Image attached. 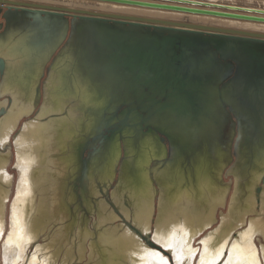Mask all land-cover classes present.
<instances>
[{
    "label": "bare ground",
    "instance_id": "1",
    "mask_svg": "<svg viewBox=\"0 0 264 264\" xmlns=\"http://www.w3.org/2000/svg\"><path fill=\"white\" fill-rule=\"evenodd\" d=\"M24 1L172 20L189 18L193 22L203 24L264 30L262 24L259 26L260 24L253 25L232 20L233 22L225 25L219 21H202L205 20L202 17L207 16L148 11L103 2L91 4L86 2L79 6V3L75 5L76 2H74L72 5V2L69 4L64 2L65 0H61L63 2L60 0L59 2L58 0ZM175 16L180 18H174ZM193 16L197 17L192 18ZM199 17L201 21L196 20ZM0 54L6 61L9 60L3 53ZM49 63L50 61L44 69V76H40L39 71L34 74L29 70L18 71L16 67L20 69L21 66L16 61H8L4 75L0 72V97L11 96V99L5 98L0 101V264H57L59 262L68 264L70 261L83 264L86 259H91L89 264H96L97 261L102 264L105 262L113 264L115 258L119 259L116 264H264V145L253 136L254 131L249 130L251 122L239 108L237 110L233 105L230 109L226 108L230 110V113L222 114L219 120L220 130L210 125L209 128L212 130L198 134L197 142L201 147L206 148H196L197 153L190 154L196 157L197 163L194 166L181 161L188 162L187 158L181 159L180 155L172 156L167 144L168 150H162L161 145L155 140L154 143L151 142V148L150 146L141 147L144 152H148L147 155L151 156L147 163L146 155L136 157L132 154V149L129 150V148L134 144L126 139L125 142H121V145L113 142L112 148L109 147L106 153L108 156L105 158L112 160V163L109 162L111 168L109 173H105L104 167H107L104 166V157L94 160L97 154L95 150L89 152L86 158L82 153L86 149L93 150L94 135L105 126V122L102 123V121L107 120L106 114L98 109L97 101L94 102L89 98L90 92L82 87L79 81L66 80V69L55 70V66V69L49 71L47 76ZM20 82L23 83L22 87L16 84ZM16 87L20 89L17 90ZM68 87H77L81 91L72 95L69 101L65 91ZM35 93H37L36 100L33 99ZM58 96H62L59 101H52ZM54 102L55 107L52 105ZM91 104L93 107L86 109L93 111L92 123L88 124L91 120L90 115L80 108L83 105L82 108L85 110V105ZM34 111L36 115L32 117ZM53 112L58 114L56 117L59 118L64 114L69 116L72 112H77L74 124L79 131L77 136L80 134L83 136L77 142V147L81 148L79 151L82 152L80 158L83 165L81 164L82 167L68 179L69 182L75 181L74 186H69L75 201L71 196L72 201L67 202V205L71 207V210L75 207V213L81 210L85 212L90 232L93 234L92 229H95L99 237H103L106 241V250L104 248L106 252L98 249L95 245L97 243L92 241L91 234H80L78 218L72 222L68 218L67 210L60 211L62 215L53 217V212L49 208L45 221L42 218H33L34 211L30 207V200L33 203L38 202L40 198L38 186L44 184V165L40 167V161L43 160L42 146L44 144L47 146L46 136L53 138L52 128L54 129L53 124L56 122L52 119ZM230 115L233 120L229 118ZM234 115L238 117L237 120ZM24 118L28 119L18 135L14 137L17 173L12 174L9 165L14 159V151L12 147L7 151V147L13 140L12 133ZM42 121L47 124V126L44 125V128H47L45 139L39 137L36 132L39 122ZM85 130H88L86 134H84ZM236 136H238L237 139ZM211 139L216 141L213 148V144H210ZM253 147L255 150L252 149ZM47 148L46 152L53 153L51 140ZM114 148L116 151H112ZM153 152H160V156L163 157H152ZM124 154L125 157L122 159ZM235 158L237 160L233 163ZM207 160L213 162L220 186L212 187L206 206L198 203L200 201L198 199L203 198L207 192L204 182L200 181L203 186L199 185L198 188L186 186H193L192 178L195 179L196 176L194 172H205L203 169L207 166ZM231 164L227 174H231L233 178L227 182L224 171ZM190 171L193 172L190 173ZM69 172L66 173V177ZM146 174L150 187H143L141 191L142 187L134 186L133 182L144 179ZM168 178L172 181L182 179V185H185V188L175 185L168 190L167 185L170 184ZM122 180L125 186H122ZM254 180L255 186H248ZM15 184L16 190L13 192ZM101 184L105 186H100ZM90 187L92 196H90L88 208H85L83 197L89 194ZM110 187H115L111 200L107 194ZM230 188L232 193L228 201ZM48 190L51 189L47 188ZM102 193H105V197L99 198V194L102 195ZM158 193L160 198L156 202ZM48 199L51 200V198ZM224 208L228 211L225 212ZM156 212L157 218L154 221ZM93 215L94 219L91 220ZM149 231L153 232L151 238L145 235ZM43 237V243L36 245ZM117 242H121V246ZM34 245L35 247H32ZM31 247L34 250L32 254Z\"/></svg>",
    "mask_w": 264,
    "mask_h": 264
},
{
    "label": "water",
    "instance_id": "2",
    "mask_svg": "<svg viewBox=\"0 0 264 264\" xmlns=\"http://www.w3.org/2000/svg\"><path fill=\"white\" fill-rule=\"evenodd\" d=\"M89 1L264 25V0ZM0 19V53L18 62V71L44 76L50 61L47 76L55 66L66 69V80L79 81L97 101L109 118L94 135L100 154L127 139L133 155L147 156L142 148L155 140L188 165L196 148H206L198 134L210 125L220 130L231 105L264 121V30L24 0H0ZM8 61L0 56L1 75Z\"/></svg>",
    "mask_w": 264,
    "mask_h": 264
},
{
    "label": "rangeland",
    "instance_id": "3",
    "mask_svg": "<svg viewBox=\"0 0 264 264\" xmlns=\"http://www.w3.org/2000/svg\"><path fill=\"white\" fill-rule=\"evenodd\" d=\"M61 1V0H60ZM64 1V0H63ZM63 1H61V2H63ZM69 1V2H68ZM58 2H59V0H58ZM64 2H66V3H69L70 4V2H72V5H78V3H79V6H80V4H81V6H82V4H84V3H86V2H88V3H95V1H82V0H65ZM74 2H76V3H74ZM82 2V3H81ZM74 3V4H73ZM64 4V3H63ZM107 4V3H106ZM59 5H61V3L59 4ZM92 5H94V4H92ZM92 8H94L93 6H92ZM134 8H139V7H134ZM139 9H144V8H139ZM144 10H148V11H159V10H150V9H144ZM162 12H166V11H162ZM168 12V11H167ZM130 14V13H129ZM159 14H162V13H159ZM162 17H165V16H162ZM197 16H193L192 18H196ZM174 18H180L179 16H175ZM201 17H199V19H196V20H200L201 21V19H200ZM202 18H205V20H202V21H204V22H207V21H209V22H220V23H222V24H225V25H227V24H229V23H231V22H233L232 20H229V19H219V18H211V17H202ZM208 19V20H207ZM210 19V20H209ZM212 20V21H211ZM243 22V21H242ZM247 23H250V24H253V25H259L258 23H252V22H247ZM245 25H248V24H245ZM259 26H261V24L259 25ZM248 29H250V28H248ZM251 29H255V28H251ZM258 29V28H257ZM65 91H66V94H67V97H68V101L70 100V98L72 97V95H74L75 93H77L78 91H80V89L79 88H77V87H73V88H69L68 87V89H65ZM76 95V94H75ZM62 98V96H58L57 97V99L56 100H52V101H59V99H61ZM20 101V100H19ZM52 105H54V107L56 106V103L54 102ZM83 107V105H81V110L82 111H84V112H86V113H88L89 115H90V118H91V120L88 122V124H90V123H92V118H93V111L92 110H90V109H88V110H86L87 108H91V107H93L92 106V104L91 105H85V110L82 108ZM36 110V109H35ZM75 114H76V116H75ZM33 115H36L35 113L33 114ZM32 116V115H31ZM30 118V117H29ZM57 118H59V117H55V118H52L53 120H55L56 122H54V124H53V127H54V129L52 128V130L54 131V132H52V135H53V138L51 139V137L50 136H46V140H47V146L49 147V145H50V140H51V144H52V149H54V150H52L53 151V153H48V152H46V151H48V148H47V146L44 144L42 147H43V149H42V152H43V156H42V158H43V160L42 161H40V167L41 166H43V168H44V179H43V186L41 185V187H40V185L38 186V188H39V194H40V198H39V200H38V202H36V203H33L32 202V200H30V207L32 208V210L34 211V215H33V218L34 219H39V218H42V220H44L45 221V219H47V216H48V210H49V208H50V210L53 212H51L52 213V216L54 217V215H55V217H57V216H59V215H62V212H63V210H67L66 212H67V214L69 215V217L68 218H70L71 220H72V222H74V220L76 221V219L78 218V220H79V222H80V227H79V229H80V234L81 235H85L86 233L89 235V234H91L92 236H91V238H92V241H94V243H97V244H95L97 247H98V249L100 248V250H103V251H105L106 250V248H105V246H107V243H106V241L103 239V237H99V233L95 230V229H92V231H93V234H92V232H90V230H89V227H88V218L86 217V214H85V212L84 211H80V212H76L75 213V207H74V209H72L71 210V207H69L68 205H67V202H71L72 200H71V196L73 195H71V193H70V189H69V186L70 185H68L69 183V178L71 177V175L74 173V172H77L78 171V169L81 167V161H80V159H79V157H80V153H79V150H78V147H77V142L83 137L82 136V134H80V135H78L77 136V134H79L78 132V129L76 128V125L74 124V120H76L77 119V112H75V113H73L72 112V114H70L69 116H66L65 114L63 115V116H61L59 119H57ZM26 119H28V118H24L22 121H21V123L20 124H18V127L15 129V133L13 132L12 134V141H11V144L7 147V151L8 150H10L11 149V147L13 148V151H14V159L10 162V165H9V169L11 170V172L10 173H12V174H16L17 173V158H16V151H15V140H14V137H15V135H18V133H19V131H20V129L23 127V125L25 124V122H26ZM51 119V120H52ZM71 119V120H70ZM59 123H58V122ZM249 122H251V124H249V130H253L254 131V133H253V136L258 140V141H260V143H263V145H264V130L262 129L261 131H259V132H257L256 131V129H257V127L259 126V124H261V125H264V121H262V122H259V121H253V120H248ZM38 124V123H37ZM44 125L45 126H47V124H46V122L45 121H42V122H39V124H38V128H37V130H36V132L38 133V135H39V137H43L44 139H45V133H46V130H47V128H44ZM51 127V126H50ZM50 127L48 128V130L50 131ZM99 127H100V125H99ZM254 128V129H253ZM76 129V130H75ZM18 131V132H17ZM78 131V132H77ZM88 132V130H85L84 131V134H86ZM17 133V134H16ZM42 135V136H40V134ZM32 134V133H31ZM70 140V141H69ZM41 144H42V141H41ZM70 145V146H69ZM64 147V148H63ZM159 147H160V145H159ZM255 147H253L252 149L253 150H255L254 149ZM112 151H116V148H114ZM157 152H153L151 155H153L152 157H155V156H158V155H160V154H158ZM52 155V156H51ZM111 155V154H110ZM250 155H251V153H250ZM106 156H108V154H105L104 156H103V154H100V153H98L97 152V154H96V156H95V158H94V160H96V159H98V160H100L101 159V157H104V166H106L107 168H105L104 167V172L105 173H109V171H110V163H112L111 161L112 160H106ZM52 157V158H51ZM151 156L150 155H147L146 156V162L148 163V161H149V158H150ZM159 157H163V156H159ZM12 158V157H11ZM54 158V159H53ZM53 159V160H52ZM16 160V161H15ZM105 162H108V163H106L105 164ZM110 162V163H109ZM197 163V160L195 159V160H193L192 162H191V166H194L195 164ZM51 165H53V166H51ZM89 165H90V167H91V163H89ZM56 166V167H55ZM58 166V167H57ZM190 166V167H191ZM52 168V169H51ZM230 168V167H229ZM229 168L227 167L226 169V171L224 172V178H225V181H227V182H230L231 180H232V178H233V176L231 175V174H227L228 173V170H229ZM53 170H54V172H53ZM63 170V171H62ZM203 170H205V172H202V173H198V172H194V174L196 175L195 176V179H193L192 178V182H193V186H186V187H195V188H198L199 187V185L200 186H206L205 188H207V192H206V194L204 195V197L203 198H199L198 199V203L199 204H201V205H206L207 206V204H208V202H209V199H207V197H208V195L209 194H211V193H209L211 190H212V187L213 186H220V183H219V181H218V174L216 173V168H214V164H213V162H211V161H209V160H207V166L203 169ZM67 171L69 172V174H68V176L66 177V173H67ZM55 172H57V174L55 173ZM193 171H190V173H192ZM53 174V175H52ZM199 175V176H198ZM207 175H209V176H207ZM41 176H42V174H41ZM147 174L144 176L145 178L143 179V178H141L138 182H133V185L134 186H141L142 187V189H141V191H143V187L144 188H149L150 186H148V184H150L149 182H147V180H148V178H147ZM182 174H181V178H182ZM63 177L65 178V179H67L66 180V182H65V179H63ZM198 177V178H197ZM57 179V180H56ZM211 179V180H210ZM17 180H18V178H17ZM58 180H59V182H58ZM42 181V180H41ZM204 182L203 183V185L202 184H200L201 182ZM211 181V182H210ZM52 182H53V184H52ZM168 182L170 183L169 185H167V186H169V188H168V190H171V186L172 187H175V185H178V186H176V187H181V188H185V185H182V182H183V180L182 179H180V178H178V180H176V181H172L171 180V178H168ZM210 182V183H209ZM213 182V183H212ZM122 186H125V183H124V181L122 180ZM116 184V183H115ZM255 184V180H254V182L252 183H250V184H248V186H255L254 185ZM73 185V184H72ZM146 185V186H145ZM51 186V187H50ZM53 186V187H52ZM100 186H105L104 184L102 185H100ZM183 186V187H182ZM133 187V186H132ZM47 188L48 189H51V190H48L47 191ZM115 188V187H114ZM113 187H110L109 188V192L107 193L108 194V198L111 200V198H112V191H113V189H114ZM158 188V187H157ZM16 190V184H15V186H14V189H13V192ZM64 190V191H63ZM149 190H151V189H149ZM167 190V189H166ZM203 190V189H202ZM182 191V190H181ZM69 192V193H68ZM47 193V194H46ZM50 193V194H49ZM68 193V194H67ZM231 193H232V188H230V192H229V196H228V200H229V198L231 197ZM105 193H102V195L101 194H99V198L101 197V198H104L105 197V195H104ZM51 195V196H50ZM157 195V197H159L160 198V193H158V194H156ZM165 195V194H164ZM70 196V197H69ZM90 196H92V189H91V187H90V189H89V194L88 195H86V196H84L83 197V207H85V208H88V206H89V203H90ZM73 197V201H75L74 199H75V197L74 196H72ZM48 198H51V200L50 199H48ZM57 198V199H56ZM70 198V199H69ZM158 198V199H159ZM62 200H63V202H62ZM206 200V201H205ZM204 201V202H203ZM65 204V205H64ZM60 207V208H59ZM102 207V206H101ZM62 208H64V209H62ZM103 208V207H102ZM53 209V210H52ZM8 211H9V209H8ZM60 211H62L61 213H60ZM224 211L225 212H227L228 211V209L226 208H224ZM103 212L105 213V210L103 209ZM218 215L220 216V212H218ZM156 218H157V212H156V214H154V221L156 220ZM94 219V215H93V217H92V219L91 220H93ZM117 223V222H116ZM127 225H128V223H126ZM129 226V225H128ZM215 227H217V226H215ZM98 230V229H97ZM210 230V229H209ZM82 231V232H81ZM6 233H8V232H6ZM95 234V235H94ZM152 234H153V232H150L149 231V233H146L145 235H147L149 238H151L152 237ZM43 239H44V237L43 238H41V241H38L37 243H36V245L38 244H42L43 243ZM3 241H4V239L1 241V244L3 243ZM97 241V242H96ZM200 241L198 240V243H199ZM120 246H121V242H117ZM264 243V242H263ZM99 245H101L100 247H99ZM59 246H60V244H59ZM104 246V247H103ZM32 247H35V245L34 246H32ZM31 247V249H30V252H31V254L34 252V250H33V248ZM104 248H105V250H104ZM106 252V251H105ZM102 254V253H101ZM105 255V254H104ZM28 256V255H27ZM102 256H103V254H102ZM29 257V256H28ZM96 257V256H95ZM93 258V257H92ZM103 258H104V256H103ZM116 260V261H115ZM115 260L113 261V264H116L118 261H119V259H117V258H115ZM93 261V260H92ZM88 262V263H87ZM89 262H91V259H86L85 261H83V264H89ZM102 264L100 261L98 262L97 261V263L96 264ZM57 264H60V262L59 263H57ZM68 264H75V261L74 262H72V261H70ZM104 264H106V262L104 263Z\"/></svg>",
    "mask_w": 264,
    "mask_h": 264
},
{
    "label": "flooded vegetation",
    "instance_id": "4",
    "mask_svg": "<svg viewBox=\"0 0 264 264\" xmlns=\"http://www.w3.org/2000/svg\"><path fill=\"white\" fill-rule=\"evenodd\" d=\"M0 21H2V19H0ZM0 30H1V29H0ZM5 98H9V99H11V96L8 95V96L0 97V101L3 100V99H5ZM34 113H35V111H34ZM34 113H33V114H34ZM53 113H54V114H53L52 116L55 118L58 114H56L55 112H53ZM61 115H63V113H62ZM34 116H35V115H32V117H34ZM47 119H48V118H47ZM47 119H46V120H47ZM236 120H237V119H236ZM236 120H235V121H236ZM106 121H107V120H104V121H102V123H104V122H106ZM102 123H101V124H102ZM19 132H20V131H19ZM106 135L109 136V132H107ZM237 138H238V136H236V139H237ZM81 146H82V145H81ZM78 150L81 151V148L79 147ZM80 151H79V153H80V155H81L82 152H80ZM93 151H94V149H93V150L86 149V151L83 152L82 155L86 158V156L88 155V153H89V152H93ZM85 158H84V159H85ZM79 159H80V161H81V158H80V157H79ZM235 161H236V158H235L234 162H235ZM234 162H233V163H234ZM81 164L83 165V163H81ZM82 165H81V167H82ZM231 166H232V164L229 165V167H231ZM229 167H228V168H229ZM226 170H227V169H226ZM226 170H225V171H226ZM67 173H68V172H67ZM75 179H76V177H75ZM68 183H69L68 185H70V186H74L75 181L73 180V181L68 182ZM72 184H73V185H72ZM158 198H159V197H156V202L158 201ZM228 201H229V200H228Z\"/></svg>",
    "mask_w": 264,
    "mask_h": 264
},
{
    "label": "crops",
    "instance_id": "5",
    "mask_svg": "<svg viewBox=\"0 0 264 264\" xmlns=\"http://www.w3.org/2000/svg\"><path fill=\"white\" fill-rule=\"evenodd\" d=\"M123 13H125V12H123ZM131 14V13H130Z\"/></svg>",
    "mask_w": 264,
    "mask_h": 264
}]
</instances>
